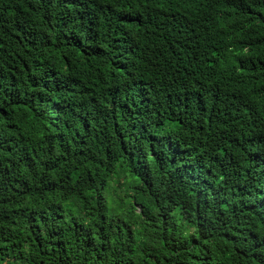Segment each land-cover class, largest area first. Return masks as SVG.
<instances>
[{"label":"trees","instance_id":"obj_1","mask_svg":"<svg viewBox=\"0 0 264 264\" xmlns=\"http://www.w3.org/2000/svg\"><path fill=\"white\" fill-rule=\"evenodd\" d=\"M0 264H264V0H0Z\"/></svg>","mask_w":264,"mask_h":264}]
</instances>
